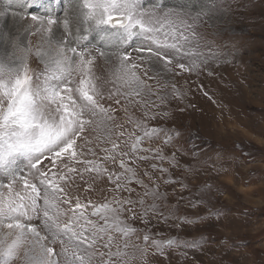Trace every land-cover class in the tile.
<instances>
[{"label":"snow or ice","instance_id":"snow-or-ice-1","mask_svg":"<svg viewBox=\"0 0 264 264\" xmlns=\"http://www.w3.org/2000/svg\"><path fill=\"white\" fill-rule=\"evenodd\" d=\"M147 3L151 6H146V0H60V4L56 0H15L13 5H0V15H7L9 6H17L29 11L43 8L45 15L55 17L32 15L26 32H51L52 26L60 25L57 8L66 4L76 10L80 25H92L90 29L77 26L73 31L65 17L66 38L54 50L35 51L43 64L40 70L31 66L30 47L21 49L20 56H0V264H13L25 245L30 246L24 250L25 264H146L149 248L163 256L166 248L196 245L178 237H153L148 227L152 219L167 223L169 218L158 203L167 194L160 193L158 184L149 187L137 178L134 168L126 166L125 158L138 151L145 138L164 130L129 118L125 123H134L142 131V135L127 134L134 141L130 150L125 151V131H117L116 140L111 139L114 130L125 127L117 122L118 113L127 116L126 105L134 100L147 119H157L148 114L149 101L144 99L156 95L149 83L155 76H149L150 69L143 67L146 62L173 73L200 67L194 61L184 62L199 55L190 47L195 33L188 16L157 0ZM90 31H99L111 41L105 46L116 51L108 54L99 47L89 48ZM134 40L138 46L129 52ZM113 57V87L105 90L96 75L97 61ZM90 129L103 130L111 147L94 145L88 137ZM164 143H171V137ZM96 148L104 154L102 158ZM144 151L154 155L138 157L142 162L164 159L160 149ZM151 167L158 168L155 163ZM143 175L152 179L147 172ZM105 180L114 186L109 190L112 198L93 201L89 194ZM133 181L144 189L136 199ZM179 219L190 223L186 216ZM137 221L143 229L134 226Z\"/></svg>","mask_w":264,"mask_h":264},{"label":"rangeland","instance_id":"rangeland-1","mask_svg":"<svg viewBox=\"0 0 264 264\" xmlns=\"http://www.w3.org/2000/svg\"><path fill=\"white\" fill-rule=\"evenodd\" d=\"M5 3L13 5L15 0H0V5ZM56 3L60 4V0ZM157 3L188 16L195 33L190 47L199 55L184 62L194 61L200 67L192 72L177 69L173 73L146 62L143 67L150 69L149 76H155L149 83L156 95L144 99L149 101L148 114H155L157 119H147L144 109L134 100L126 105L127 116L123 111L118 113L117 122L125 123L131 118L133 122H146L149 128L164 130L151 139L145 138L139 150L125 158L126 166L134 168L137 178L144 179L149 187L158 184L160 193L167 194L158 203L160 211L169 218L167 223L152 219L148 227L153 237L161 240L178 237L195 241L196 245L166 248L163 256L149 248L146 264H264V0H157ZM146 6H151L147 0ZM44 11L9 6L7 15H0V56H20L21 49L30 47L31 66L40 70L43 64L35 51L49 47L54 50L57 42L66 38L65 17L70 19L73 31L77 26L92 27L90 23L80 25L73 15L76 10L66 4L57 8L60 25L52 26L51 32L36 34L34 29L26 32L32 15L55 18ZM87 42L89 48L99 47L108 54L116 51L105 46L111 41L99 31H90ZM14 44L18 47L14 48ZM137 46L138 41L134 40L128 51L133 52ZM115 63L114 57L111 61L105 58L97 61L96 75L105 90L113 87ZM121 130L126 132L122 139L128 142L125 151H129L134 141L127 134L135 131L142 135V131L134 123H125L124 129L111 133V139L116 140V132ZM168 136L171 143L165 144ZM88 137L99 148L111 147L105 142L108 136L103 130L90 129ZM148 147L160 149L163 161L139 160L140 156L154 155L144 151ZM99 148L95 150L102 158L104 154ZM153 163L157 169L151 167ZM118 165L117 161V169ZM18 166L23 167V163L18 162ZM159 168L167 171L161 172ZM145 172L151 180L143 175ZM113 187L106 180L98 182L97 191L89 195L93 201L102 202L104 197L112 198L109 190ZM131 187L136 190L133 199L137 194L143 195L144 189L135 181ZM147 202L151 203V197ZM185 216L190 223L179 219ZM134 226L144 228L139 221ZM132 241L144 247L136 237ZM29 247L25 245L24 250ZM24 250L13 264H25Z\"/></svg>","mask_w":264,"mask_h":264},{"label":"bare ground","instance_id":"bare-ground-1","mask_svg":"<svg viewBox=\"0 0 264 264\" xmlns=\"http://www.w3.org/2000/svg\"><path fill=\"white\" fill-rule=\"evenodd\" d=\"M42 12H43V11L40 10V14H41ZM38 13H39V11H38ZM73 15H75V13H74ZM71 17H72V16H71ZM71 17H70V18H71Z\"/></svg>","mask_w":264,"mask_h":264}]
</instances>
